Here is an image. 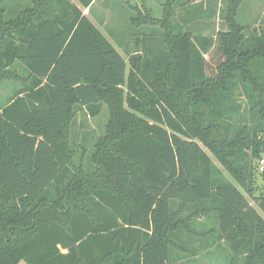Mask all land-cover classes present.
<instances>
[{"label": "trees", "instance_id": "trees-1", "mask_svg": "<svg viewBox=\"0 0 264 264\" xmlns=\"http://www.w3.org/2000/svg\"><path fill=\"white\" fill-rule=\"evenodd\" d=\"M171 1L132 8L146 53L127 62L71 0H0V85L23 84L0 105V264H170L222 243L227 264H264V33L245 35L244 0L213 37ZM102 104L88 171L72 125Z\"/></svg>", "mask_w": 264, "mask_h": 264}, {"label": "rangeland", "instance_id": "rangeland-1", "mask_svg": "<svg viewBox=\"0 0 264 264\" xmlns=\"http://www.w3.org/2000/svg\"><path fill=\"white\" fill-rule=\"evenodd\" d=\"M132 7H142V2L149 3L153 7V14L155 17L163 16V5L166 4L168 0H161V6L158 5L156 0H126ZM159 1V0H157ZM160 2V1H159ZM174 1H171V3ZM187 0H175L173 7H175L177 12V17H174V24L180 28L188 29L194 31L195 35H203L208 37H213L220 30L226 29V22L223 18L222 12H225L228 0L221 1L214 7L215 12L205 13L208 11V4H191L190 7L183 6ZM117 0H100L95 7V13L106 12L105 18H109L104 24H97L98 28L103 32V34L109 39V41L115 46L118 52L126 59L128 62L129 55L132 53L145 54L146 44L141 41L137 45L122 44V39L116 37L115 32L122 33V36L138 35L146 28H137L131 24V17H136L138 15L137 10L132 8L125 9V13L121 15H114L116 10L122 11L123 8L115 6ZM176 4V5H175ZM252 1H247L240 11L239 21L242 25L248 26L245 35H261V29L264 27V7L257 8L251 6ZM118 5V4H116ZM108 7H110L108 9ZM212 9V8H211ZM109 11V14H108ZM213 11V10H212ZM209 12V11H208ZM254 13V15L252 14ZM213 13H216L215 15ZM255 13H260L263 19L258 20L255 17ZM205 14V15H204ZM189 17L191 20L189 22L185 21V17ZM258 16V15H257ZM257 19V20H254ZM115 22V23H114ZM159 29V28H158ZM126 40L124 39V42ZM148 43V42H147ZM150 46L155 47L157 50H161L162 46L157 42H149ZM147 45V46H149ZM137 50V51H136ZM23 87L22 83L15 81H6L0 85V105L6 104L9 99H11L18 90ZM100 111L97 114H91L90 110L80 109L73 125L71 131V144L78 151L79 160L84 164V167L88 171L92 170L91 156L95 150V144L100 136H102L106 131V125L110 118L109 108L106 104L99 106ZM216 165L221 168L220 164L216 162ZM256 185L259 189L255 192L254 196L259 197L263 194L264 189V177H256ZM250 204L257 208V204L252 197H247ZM197 245V244H196ZM229 252H231L227 246L222 243L217 249H211L207 253H202L201 255L194 257L191 255H186L181 258L180 255L174 254V258L171 259L170 264H227V258L229 257ZM19 264H27L25 261H21Z\"/></svg>", "mask_w": 264, "mask_h": 264}, {"label": "crops", "instance_id": "crops-1", "mask_svg": "<svg viewBox=\"0 0 264 264\" xmlns=\"http://www.w3.org/2000/svg\"><path fill=\"white\" fill-rule=\"evenodd\" d=\"M12 1V0H11ZM74 4H76L81 10H83V12H84V14L85 15H87L90 19H91V21L96 25V23L97 24H100V22H105V21H107V23H108V20H109V18L107 17V18H105L104 17V15H106L107 13L106 12H99V11H97L96 13H95V7H96V5L98 4V2L100 1V0H95L94 1V3L92 4V7H91V9H85V8H83L76 0H71ZM143 1V0H142ZM155 1V0H154ZM160 1V2H159ZM159 1H157L156 0V2L158 3V5H160L161 4V0H159ZM172 1H174L175 2V0H172ZM188 1V0H187ZM221 1H225V0H202V1H199V2H197V3H202V4H208V6H209V8L210 9H208V11L207 12H205V13H209V15H210V13L211 12H215V10L216 9H214V7L213 6H215L216 4H218V3H220ZM247 1H249V0H244L243 1V3H242V5H241V7L247 2ZM252 1V4H251V6L253 7H257V8H262V7H264V0H251ZM14 2H18V3H27L26 2V0H14ZM174 2H173V5H174ZM116 4H118V5H116ZM115 4V6H117V7H122L123 8V10L122 11H119V10H116L113 14L116 16V15H121V13H125V9H128V7L129 8H133L126 0H117V3ZM142 4V7L143 6H146V7H149V8H152L153 9V7L152 6H150V4L148 3H146V2H142L141 3ZM193 4H196V3H193ZM221 4V3H220ZM176 5V4H175ZM188 5H191V4H188L187 2L183 5V6H186V7H190V6H188ZM161 6V5H160ZM141 7V8H142ZM110 7H108V9H109ZM212 8V9H211ZM91 10V11H90ZM213 10V11H212ZM240 11H241V8H240ZM108 14H109V11H108ZM214 15L216 14V13H213ZM252 14L254 15V13L252 12ZM177 12H176V17H177ZM205 15V14H204ZM258 15V16H257ZM255 17L256 18H258V20H260V22H261V20L263 19V16L262 15H260V13H255ZM132 18V17H131ZM238 18H240V12H239V17ZM191 19L187 16V17H185V21H187V22H189ZM254 20H257V19H254ZM115 23V22H114ZM97 26V25H96ZM98 27V26H97ZM261 31V33H264V27H262V29L260 30ZM115 33H118V35L117 34H115ZM114 34L116 35V37L117 38H119V39H122L123 38V40H122V44H128L129 45V47H131V45H137V44H139L141 41H139L141 38L138 36V35H131V36H122V33H120V32H115L114 31ZM124 39L126 40L125 42H124ZM145 49H146V47H145ZM137 51V50H136Z\"/></svg>", "mask_w": 264, "mask_h": 264}, {"label": "built area", "instance_id": "built-area-1", "mask_svg": "<svg viewBox=\"0 0 264 264\" xmlns=\"http://www.w3.org/2000/svg\"><path fill=\"white\" fill-rule=\"evenodd\" d=\"M259 169L261 172H264V152L259 160Z\"/></svg>", "mask_w": 264, "mask_h": 264}]
</instances>
